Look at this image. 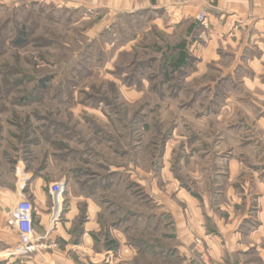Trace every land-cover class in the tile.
I'll return each mask as SVG.
<instances>
[{
  "label": "rangeland",
  "instance_id": "obj_1",
  "mask_svg": "<svg viewBox=\"0 0 264 264\" xmlns=\"http://www.w3.org/2000/svg\"><path fill=\"white\" fill-rule=\"evenodd\" d=\"M155 19L122 17L100 36L85 11L0 0L2 181L16 194L22 178L26 193L41 178L48 194L50 184L66 179L63 221L74 201L76 235L94 214L99 224L91 230V247L77 248L86 255L76 264H184L169 207H186L176 188L227 217L221 208L231 188L251 189L253 173L264 169V79L256 89L218 83L209 93L207 75L181 92L172 68L165 73L163 65L145 63L165 48L156 28L147 32ZM130 166L135 177L127 173ZM229 213L225 223L234 226L240 214ZM192 242L201 256L219 263L201 237ZM17 246L1 250V264L15 259ZM37 255L15 260L42 264ZM240 260L259 264L252 253Z\"/></svg>",
  "mask_w": 264,
  "mask_h": 264
},
{
  "label": "crops",
  "instance_id": "obj_2",
  "mask_svg": "<svg viewBox=\"0 0 264 264\" xmlns=\"http://www.w3.org/2000/svg\"><path fill=\"white\" fill-rule=\"evenodd\" d=\"M29 2L52 4L57 8L90 13L96 21L92 28L93 33L100 36L117 24L122 17L133 18L139 13L146 14L148 18L151 15L156 16L152 21V25L155 26H150L148 23L147 32L156 28L164 38L165 48L161 46L156 57L143 61L148 62L147 68L154 64H158L159 67L163 65L164 69H161L165 73L167 69L172 68L173 75L179 76L182 80L181 92L188 91L186 84L197 83L207 75H212V79L205 81L209 83L207 91L215 89V84L218 83L251 84L256 89L264 79L262 0H142L140 2L29 0ZM204 9L207 11V20L201 25L196 18ZM170 40H173V43L169 42ZM167 77L164 79L168 83L174 82L175 78L167 79ZM142 83L145 87L149 86L150 80L142 78ZM198 90L200 88H197ZM1 159L0 150V264L1 250L18 242V234L7 224V213L14 207L18 198L13 188L2 181ZM132 169L133 166H130L127 173L135 177L136 174L134 175ZM116 170L112 172L118 173L122 169ZM253 179L251 189L238 185L231 188L233 192L229 191V203L221 208L223 211H228L227 217L214 215L205 199L196 197L187 188H176L179 198L186 201V207L182 208L174 204H170L169 207L174 212L175 238L179 242L175 251L184 260V264L199 263L201 255L194 250L192 244L195 236L205 241L210 257L221 264H243L240 256L251 253L259 264H264V169L256 170ZM27 196L35 205L36 231L40 236H45L50 197L43 189L41 178L31 185ZM200 202L204 204L200 205ZM78 207L79 202L69 201L66 221H62L46 240L48 244H59L60 249L49 250L48 253L45 251V254L40 253L36 256V261L40 263L43 261L42 264H50L49 261L53 264H76V259L81 260L85 257L86 254L78 249L83 246L82 244L91 247L93 242L91 230L95 232L99 224L94 214V220L84 226L82 235H76L73 228L79 214ZM88 207L90 210V204ZM92 207L96 211L95 202H92ZM229 211L234 212V215L237 212L240 214L234 226L225 223V220L231 218ZM243 239L252 243L242 244ZM163 248L162 253L166 254L168 249ZM6 264H18V261L11 259Z\"/></svg>",
  "mask_w": 264,
  "mask_h": 264
},
{
  "label": "built area",
  "instance_id": "obj_3",
  "mask_svg": "<svg viewBox=\"0 0 264 264\" xmlns=\"http://www.w3.org/2000/svg\"><path fill=\"white\" fill-rule=\"evenodd\" d=\"M139 1V0H133ZM201 25L207 20L206 12H200L196 18ZM20 180L19 175L17 176ZM25 180L21 179V184L17 187L16 195L18 201L15 206L7 213V224L18 234V246L11 253L15 259L29 256L32 254H40L43 251H55L60 249V245L56 243L48 244L46 242L63 221L65 211V195L67 192V181H60L50 184L48 194L51 199V207L49 209L48 226L45 236H40L35 228L36 209L33 201L25 192ZM200 264H220L212 262L209 257L202 254L199 259ZM39 264V263H37Z\"/></svg>",
  "mask_w": 264,
  "mask_h": 264
},
{
  "label": "trees",
  "instance_id": "obj_4",
  "mask_svg": "<svg viewBox=\"0 0 264 264\" xmlns=\"http://www.w3.org/2000/svg\"><path fill=\"white\" fill-rule=\"evenodd\" d=\"M19 39H21V40H22L23 38H19ZM22 41H24V39H23ZM16 43H17L18 45H23V43H22V42H20V41H19V42L17 41Z\"/></svg>",
  "mask_w": 264,
  "mask_h": 264
}]
</instances>
